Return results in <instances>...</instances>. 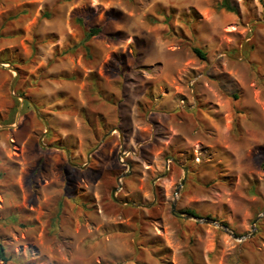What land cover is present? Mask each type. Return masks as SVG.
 I'll return each mask as SVG.
<instances>
[{
  "label": "rangeland",
  "instance_id": "1",
  "mask_svg": "<svg viewBox=\"0 0 264 264\" xmlns=\"http://www.w3.org/2000/svg\"><path fill=\"white\" fill-rule=\"evenodd\" d=\"M230 1L0 0V264H264V0Z\"/></svg>",
  "mask_w": 264,
  "mask_h": 264
},
{
  "label": "trees",
  "instance_id": "2",
  "mask_svg": "<svg viewBox=\"0 0 264 264\" xmlns=\"http://www.w3.org/2000/svg\"><path fill=\"white\" fill-rule=\"evenodd\" d=\"M219 8L227 11V12H234L236 10L235 6L232 5L230 0H221V2L219 3ZM100 33L99 28H91L88 30V32L86 33V35L84 36V38L81 41V45H84L85 49V43L89 40V38L96 36L97 34ZM193 53L200 59H205V54L197 48L193 49ZM261 169L264 170V162L261 164ZM186 215H192L194 217H198L192 210H185L183 212ZM0 260H5L4 256H3V252H2V247L0 246Z\"/></svg>",
  "mask_w": 264,
  "mask_h": 264
},
{
  "label": "water",
  "instance_id": "3",
  "mask_svg": "<svg viewBox=\"0 0 264 264\" xmlns=\"http://www.w3.org/2000/svg\"><path fill=\"white\" fill-rule=\"evenodd\" d=\"M0 65H1V64H0ZM8 68H9L10 70H12V68H11L10 66H8ZM14 81H15V77L13 78V80L11 81V83H10V85H9V91H10L12 94H13V84H14ZM19 98H20V97H19ZM41 146H43V145L41 144ZM172 209H174V206H172ZM263 214H264V211H263L262 215H263ZM262 215L258 216V217L253 221L252 226H251V234H250V236H252V235L254 234V224H255V222H256L258 219H260V218L262 217ZM186 216H188L189 218L195 219V220H197V221H199V222H203V223H207V224H212V225H218L219 227H222L223 229L227 230V228H226L225 225H223V224H216L215 221H210V220H208V219L201 218V217H194V216H192V215H186ZM231 235H232V234H231ZM250 236H249V237H250ZM232 237L235 238V239H237V237H236L235 235H232ZM238 239H244V238L240 237V238H238Z\"/></svg>",
  "mask_w": 264,
  "mask_h": 264
}]
</instances>
